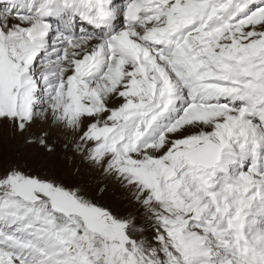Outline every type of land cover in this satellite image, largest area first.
Instances as JSON below:
<instances>
[{"label":"snow or ice","instance_id":"snow-or-ice-1","mask_svg":"<svg viewBox=\"0 0 264 264\" xmlns=\"http://www.w3.org/2000/svg\"><path fill=\"white\" fill-rule=\"evenodd\" d=\"M0 264H264V0H0Z\"/></svg>","mask_w":264,"mask_h":264},{"label":"rangeland","instance_id":"rangeland-1","mask_svg":"<svg viewBox=\"0 0 264 264\" xmlns=\"http://www.w3.org/2000/svg\"><path fill=\"white\" fill-rule=\"evenodd\" d=\"M7 134L5 133V136H6ZM8 147L10 148L11 147V140L10 139H8ZM35 154V149H33L32 150V153H31V155H34Z\"/></svg>","mask_w":264,"mask_h":264}]
</instances>
